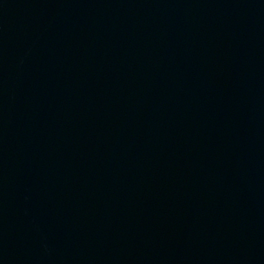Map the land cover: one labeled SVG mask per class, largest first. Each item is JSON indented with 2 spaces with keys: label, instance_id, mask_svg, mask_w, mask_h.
<instances>
[{
  "label": "water",
  "instance_id": "water-1",
  "mask_svg": "<svg viewBox=\"0 0 264 264\" xmlns=\"http://www.w3.org/2000/svg\"><path fill=\"white\" fill-rule=\"evenodd\" d=\"M0 264H264V0H0Z\"/></svg>",
  "mask_w": 264,
  "mask_h": 264
}]
</instances>
